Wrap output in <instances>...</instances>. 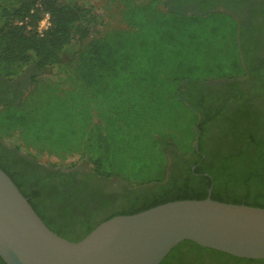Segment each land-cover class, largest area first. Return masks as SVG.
<instances>
[{
    "label": "trees",
    "instance_id": "1",
    "mask_svg": "<svg viewBox=\"0 0 264 264\" xmlns=\"http://www.w3.org/2000/svg\"><path fill=\"white\" fill-rule=\"evenodd\" d=\"M181 1L172 0L166 12L158 0L143 5L127 1L128 29L112 30L82 44L97 22L93 9L75 0H0V79L11 82L30 67L39 72L57 67L67 75L51 82L34 74L25 95L0 102V142L17 141L12 146L0 144V169L46 226L68 241L84 239L116 216L170 202L201 201L209 195L220 203L264 208V57L250 62L247 45L236 44L243 41L238 38V23L215 12L225 0H196L195 11L202 14L194 16H215L230 26L227 58L206 78L172 74L176 66L163 62L156 47L153 60L137 61L135 44H130L132 33L145 22L161 23L167 15L190 16L185 6L194 0ZM252 1L264 18V0ZM46 13L51 27L40 37L37 25ZM255 47L259 51L261 45ZM245 67L252 78L247 92L229 85L227 99L209 102L213 99L209 83L235 79L247 73ZM177 105L191 121L185 138L179 136L182 126L169 119ZM189 152H194L196 162L185 159ZM14 154L34 161L44 155L61 160L80 155L98 176L126 181L128 197L102 221L79 218L68 228H55L50 214L61 209L63 196L45 190L43 178L23 176L12 165ZM170 157L181 165L169 176ZM44 194L51 195L50 202L41 199ZM0 264H5L1 258ZM161 264H264V260L235 258L186 241Z\"/></svg>",
    "mask_w": 264,
    "mask_h": 264
},
{
    "label": "water",
    "instance_id": "2",
    "mask_svg": "<svg viewBox=\"0 0 264 264\" xmlns=\"http://www.w3.org/2000/svg\"><path fill=\"white\" fill-rule=\"evenodd\" d=\"M186 241L235 258L264 260V208L220 203L209 195L113 217L71 242L46 226L0 169V258L5 264H161Z\"/></svg>",
    "mask_w": 264,
    "mask_h": 264
},
{
    "label": "flooded vegetation",
    "instance_id": "3",
    "mask_svg": "<svg viewBox=\"0 0 264 264\" xmlns=\"http://www.w3.org/2000/svg\"><path fill=\"white\" fill-rule=\"evenodd\" d=\"M174 1L182 2L181 0ZM199 2L207 3V0ZM225 2L217 4L215 12H224L232 16L238 23V38L242 36L243 41L238 40L236 44L247 45L250 62L256 61L260 55L264 57V18L259 16L254 9L253 1L225 0ZM196 5V0L187 3L186 12L201 15V12L195 11ZM255 44L261 45L259 51ZM245 68L247 73L235 79H222L209 83L212 88L209 96L213 98L209 102L215 101L217 98L227 99L229 91H232L228 88L229 85H234V89L239 92H247L252 78L248 74V68ZM34 71L35 68L30 67L11 82L0 79V102L14 101L19 99L21 95H25L31 87ZM0 144L5 145L2 142ZM11 156L13 167L20 171L23 176L37 175L43 178L45 190L52 191V194L57 196H63V202H59L61 209L52 210L50 214L51 225L55 228H68L69 225L78 222L79 218L89 219L92 222L102 221L110 215L112 209L122 203L123 197H128L127 191L130 188L126 181L116 176L109 178L98 176L94 172L92 164L87 160L69 166H54L34 161L24 154ZM185 159L196 162V155L194 152H189ZM170 160L169 176L173 171H179V165H181L178 162L173 163L171 157ZM191 169L194 171L196 168L191 166ZM50 197L51 195L44 194L41 199L50 202Z\"/></svg>",
    "mask_w": 264,
    "mask_h": 264
},
{
    "label": "rangeland",
    "instance_id": "4",
    "mask_svg": "<svg viewBox=\"0 0 264 264\" xmlns=\"http://www.w3.org/2000/svg\"><path fill=\"white\" fill-rule=\"evenodd\" d=\"M75 1L80 5L93 9L97 15V22L91 34L82 42V44H89L95 37H103L109 31L129 28L124 16L127 1L132 5H143L152 0ZM158 1L159 8L163 12L172 8V0ZM186 14L190 16L167 15L161 23L148 21L144 23L142 29L134 31L130 38V44H135L134 53L137 61L140 59L147 63L153 60L154 55L151 53L153 48L156 47L159 51L161 50L160 57L163 62L176 66V70L172 71V74L193 79H202L214 74L217 71L216 65L218 62L227 58V54L232 47V42L228 39L229 21L223 23L220 18L211 15L194 16L195 13ZM154 18L151 19L154 20ZM34 74H37L40 79H47L51 82H60L61 78L65 79L67 77L57 67L44 72L35 70ZM174 107L176 109L172 114V119L170 116L169 119L177 121L182 126L179 136L185 138L186 129H189L191 121L183 107L178 105ZM166 110L171 112L169 103H167ZM176 111L177 115H175ZM16 142L11 139L6 140L5 144L12 146ZM85 160L80 155L70 156L65 160L49 155L38 156V161L42 164L54 166H69Z\"/></svg>",
    "mask_w": 264,
    "mask_h": 264
},
{
    "label": "built area",
    "instance_id": "5",
    "mask_svg": "<svg viewBox=\"0 0 264 264\" xmlns=\"http://www.w3.org/2000/svg\"><path fill=\"white\" fill-rule=\"evenodd\" d=\"M51 27V20L49 14H44L42 19L37 25V33L40 37H43Z\"/></svg>",
    "mask_w": 264,
    "mask_h": 264
}]
</instances>
